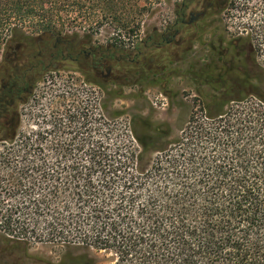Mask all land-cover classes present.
I'll use <instances>...</instances> for the list:
<instances>
[{
  "label": "trees",
  "instance_id": "16d2710c",
  "mask_svg": "<svg viewBox=\"0 0 264 264\" xmlns=\"http://www.w3.org/2000/svg\"><path fill=\"white\" fill-rule=\"evenodd\" d=\"M81 8L80 0H0L6 130L39 73L84 55L57 33L67 20L62 12ZM46 37L54 43L43 50ZM229 42L241 59L233 58L228 74L196 75L211 122L161 150L149 169L140 167L148 153L142 140L139 153L131 142L111 138L84 151V140L67 138L54 159L46 138L21 142L6 162L21 159L10 184L23 197L14 211L21 216L7 217L3 228L15 239L29 234L85 250L76 264H95L93 252L112 254L114 264H264V25ZM94 50L87 57L99 65L110 57L111 49ZM139 53L120 59L131 62Z\"/></svg>",
  "mask_w": 264,
  "mask_h": 264
},
{
  "label": "rangeland",
  "instance_id": "374dc122",
  "mask_svg": "<svg viewBox=\"0 0 264 264\" xmlns=\"http://www.w3.org/2000/svg\"><path fill=\"white\" fill-rule=\"evenodd\" d=\"M183 1L80 0L78 13L69 9L62 12L67 20L58 26L57 33L78 43L84 55L39 73L31 95L16 104V117L9 131L0 119V264H76L87 255L85 250L67 249L29 234L24 235L25 239H15L3 228L7 217L21 216L14 211L23 197L12 187L19 176L21 159H16L17 164L6 163L18 155L21 142L46 138L48 155L54 159L67 138L84 140L88 146L84 151L93 150L99 138H111L131 142L139 153L143 145L137 140H142L148 153H143L140 167L149 169L161 150L173 148L180 138H189L191 128L211 122L210 100L201 98L203 85L196 88L195 75L210 62L206 52L205 56H197L194 31L182 38V54L181 47L172 48L177 41L169 47V56L153 51L161 41L159 34H167L173 25ZM222 1L211 5L212 13H204L200 22L207 24V30L212 28L230 40L264 25V0H229L226 6ZM196 5L193 0L190 9L195 10ZM207 30L202 37L205 43L210 40ZM53 39L46 37L39 46L47 50ZM96 48L111 49L110 57L101 65L96 57L93 61L87 57L88 52L96 56ZM135 51L140 53L131 62L120 59ZM37 61L31 62L35 65ZM203 75L204 80L211 77L205 71ZM91 256L95 264H114L112 254L93 252Z\"/></svg>",
  "mask_w": 264,
  "mask_h": 264
},
{
  "label": "flooded vegetation",
  "instance_id": "af4514ba",
  "mask_svg": "<svg viewBox=\"0 0 264 264\" xmlns=\"http://www.w3.org/2000/svg\"><path fill=\"white\" fill-rule=\"evenodd\" d=\"M192 1L193 0H184L181 2V6L175 12V21L173 25L166 30L165 33L167 34H159L161 41L157 44V49L155 48L153 51L160 52L163 57H165L166 54L169 56L171 53L169 47L172 46L175 41H177L175 46L172 48L181 47L180 49H182V51L179 53L182 54L185 52L184 47L180 46L182 38H185V36L190 34L191 31H194V41L198 43L199 48L197 56H205L204 53L206 52V57L209 58L208 60L210 62L208 65L204 66L205 69L201 68L195 75L198 76L199 72V74L202 75L205 71V73L210 74V76L215 75L223 77V75L228 74L227 72L229 70L230 63L232 61H236L233 58L237 56L236 58L241 59L236 47L231 46L229 42L235 36L228 40L225 34L219 35V33H216L212 28L207 30V24L200 22L202 17H204L205 12L212 13L211 5L217 0H194L197 3L195 10L190 9V4ZM229 2V0H223L222 4L226 6ZM206 30L210 35V40L205 43L202 40V37L205 35ZM183 31L186 33H183ZM240 35L242 34H238V36ZM162 46L167 47L168 49L166 48L163 51L159 50ZM206 47L207 50L204 51V48ZM83 52L85 53V50ZM87 56L90 57V52H88ZM222 58L223 60H220ZM198 84L200 83H197V89Z\"/></svg>",
  "mask_w": 264,
  "mask_h": 264
}]
</instances>
